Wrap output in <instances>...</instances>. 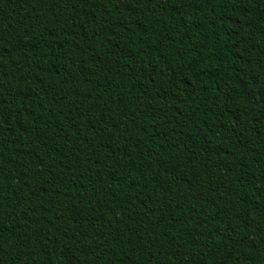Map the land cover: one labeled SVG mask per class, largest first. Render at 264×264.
Listing matches in <instances>:
<instances>
[{
	"label": "trees",
	"instance_id": "trees-1",
	"mask_svg": "<svg viewBox=\"0 0 264 264\" xmlns=\"http://www.w3.org/2000/svg\"><path fill=\"white\" fill-rule=\"evenodd\" d=\"M0 264H264V0H0Z\"/></svg>",
	"mask_w": 264,
	"mask_h": 264
}]
</instances>
